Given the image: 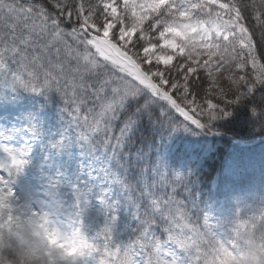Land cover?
Here are the masks:
<instances>
[{
    "label": "snow or ice",
    "instance_id": "snow-or-ice-1",
    "mask_svg": "<svg viewBox=\"0 0 264 264\" xmlns=\"http://www.w3.org/2000/svg\"><path fill=\"white\" fill-rule=\"evenodd\" d=\"M5 89L54 92L63 128L51 147L78 150L69 174L49 179L38 211L7 216L42 215L72 235L74 251L49 264L264 259V207L227 230L210 224L189 178L167 170L158 152L171 132L211 131L264 89V0H0ZM257 99L251 112L264 127V95ZM5 138L0 170L20 172L30 149ZM0 185L8 207L13 193Z\"/></svg>",
    "mask_w": 264,
    "mask_h": 264
},
{
    "label": "trees",
    "instance_id": "trees-1",
    "mask_svg": "<svg viewBox=\"0 0 264 264\" xmlns=\"http://www.w3.org/2000/svg\"><path fill=\"white\" fill-rule=\"evenodd\" d=\"M261 95L264 89L232 106L230 116L211 123V131L188 125L158 143L167 170L186 175L191 181L190 191L199 214L207 215L210 224H220L225 230L238 218L245 219L264 207V127H260L259 116L251 112L253 105L260 107L257 97ZM59 105L54 92L47 98L23 89L0 92V120H16L31 138L27 164L34 178L44 184L45 201L49 179L68 175L69 153L75 156L78 152L75 146L60 152L51 147L63 128ZM180 160L185 161L180 164ZM12 199L9 197L8 202L13 214L26 215L28 206L23 202L12 205ZM254 258L264 262L259 256Z\"/></svg>",
    "mask_w": 264,
    "mask_h": 264
},
{
    "label": "clouds",
    "instance_id": "clouds-1",
    "mask_svg": "<svg viewBox=\"0 0 264 264\" xmlns=\"http://www.w3.org/2000/svg\"><path fill=\"white\" fill-rule=\"evenodd\" d=\"M0 203V264H49L61 255L74 251L71 234L61 235L59 225L42 215L28 216L22 221L7 222L12 207ZM56 233L51 239L49 236ZM50 254V256H49ZM252 264H264L253 258Z\"/></svg>",
    "mask_w": 264,
    "mask_h": 264
},
{
    "label": "rangeland",
    "instance_id": "rangeland-1",
    "mask_svg": "<svg viewBox=\"0 0 264 264\" xmlns=\"http://www.w3.org/2000/svg\"><path fill=\"white\" fill-rule=\"evenodd\" d=\"M0 133H3L6 137L3 139V144L13 150L19 148L24 149L29 146L31 141L30 136L25 130L20 129V124L12 118H4L0 120ZM29 154L22 158L28 161ZM0 160L7 161L8 154L0 152ZM185 160H180L182 164ZM0 178H2L8 189H11L13 198L12 205L16 203H25L28 206V211L39 210L41 201H45L43 198L44 184L35 179L32 175V170L26 163L24 168L20 172H16L14 169L11 173L0 170ZM2 187V185H0Z\"/></svg>",
    "mask_w": 264,
    "mask_h": 264
}]
</instances>
